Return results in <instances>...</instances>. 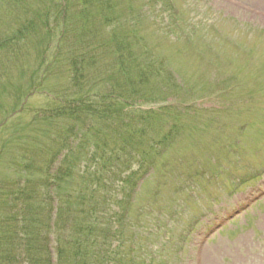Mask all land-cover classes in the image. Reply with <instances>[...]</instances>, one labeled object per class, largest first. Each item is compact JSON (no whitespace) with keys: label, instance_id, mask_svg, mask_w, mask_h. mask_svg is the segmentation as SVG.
<instances>
[{"label":"rangeland","instance_id":"rangeland-1","mask_svg":"<svg viewBox=\"0 0 264 264\" xmlns=\"http://www.w3.org/2000/svg\"><path fill=\"white\" fill-rule=\"evenodd\" d=\"M32 1L23 0L21 7ZM173 1L197 23L191 40L161 38L148 21L146 44L184 89H171L172 110L184 117L190 113L193 119L186 117L187 124L178 127V134H171L155 168L149 173L146 170L144 179L132 180L130 197L121 208L125 219H118L119 231L115 220L102 228L114 232L110 241L124 245L121 237H136V262L151 257L153 248L156 253L164 251L171 264H264V0ZM129 2L136 15L140 1ZM6 8L1 1L0 16H6ZM20 11L17 5L16 12H7L9 34L17 28L11 16H20ZM53 15L54 11L48 16ZM96 28L103 36L109 34ZM58 31L52 33L50 56ZM2 54L0 51V86H10L6 93L0 91V189L17 179L22 184L28 177H19L16 167L21 163V173L34 174L40 181L33 187L37 202L31 206H44L55 213L58 205L64 206L60 195L75 202L85 165L61 161L77 154L69 157L60 143L50 138L41 137L44 152L27 146L20 154V147L26 134L40 130L33 121L38 114H50L52 94L57 95L66 84L58 72L41 85L40 71L33 86L36 89L29 91L26 79L40 57L39 51L23 50L19 60ZM146 97L154 100L160 95L147 89ZM160 105L141 104L140 109ZM244 124H248L247 129L241 131ZM65 142L69 144L66 138ZM60 171L64 176L54 181ZM122 176L109 177L108 183ZM115 187L118 190L120 185ZM2 194L0 191V197ZM120 197L121 192H117L109 208L118 210ZM95 199L102 200L96 194ZM105 203L102 205L107 206ZM1 205L0 209L6 206ZM2 211L7 213L8 207ZM165 224L167 233L162 230ZM51 244L55 248V242ZM104 244L105 240L95 242L96 252L103 250Z\"/></svg>","mask_w":264,"mask_h":264},{"label":"trees","instance_id":"trees-1","mask_svg":"<svg viewBox=\"0 0 264 264\" xmlns=\"http://www.w3.org/2000/svg\"><path fill=\"white\" fill-rule=\"evenodd\" d=\"M1 1L10 13L16 12L18 4L21 15L11 16L17 24L11 34L7 30L0 32V51L14 60L21 58L23 50L29 52L32 48L40 53L27 76V89H36L33 86L40 71L38 80L42 85L57 67L66 84L57 95L52 94L50 114L36 116L33 122L38 126L39 122L45 123L46 127L26 134L20 154L27 146L44 152L40 149L42 140L50 138L60 143L69 157L73 152L77 154L61 161L77 166L81 161L85 166L75 202L60 195L65 207L58 205L54 213V209L31 206L37 202L33 187L40 181L34 174L21 173L22 165L17 164L19 177H28L22 184L17 179L0 189L4 195L0 202L6 204L0 209V264H171L164 251L156 253L153 248L151 257L136 262V237H121L125 246L122 241H110L114 232H105L102 227L115 220L119 231L118 219H125L122 207L130 197L128 189L133 179H144L145 171L154 169L157 157L165 152L171 134H178V127L187 124L186 117L193 119L190 113L184 117L169 105L171 89H184L146 44L145 24L151 19L154 32L161 38L185 42L191 40L196 21L189 19L173 0H139L136 15L129 0H33L24 7L22 0ZM51 10L54 15L49 17ZM4 20L1 16L0 31ZM96 26L109 34L103 36ZM57 30L55 52L50 56L52 33ZM140 43L142 46L136 47ZM9 86L10 83L2 84L1 93H6ZM147 89L160 98L149 100ZM149 103L164 105L140 109L141 104ZM247 126L242 125L241 131ZM163 128L167 131L163 132ZM118 174L123 176L109 184V177ZM60 176H64L62 171L54 181ZM116 183L120 185L118 190ZM117 192H121L118 210L109 208ZM94 193L102 200L96 201ZM5 207L8 212L3 214ZM168 228L165 224L162 230L167 233ZM157 229L161 231L159 221ZM99 240H105L104 249L96 252L94 243ZM54 242L55 248L51 244Z\"/></svg>","mask_w":264,"mask_h":264}]
</instances>
